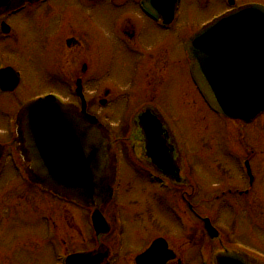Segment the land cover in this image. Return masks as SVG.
I'll list each match as a JSON object with an SVG mask.
<instances>
[{
	"label": "rangeland",
	"instance_id": "374dc122",
	"mask_svg": "<svg viewBox=\"0 0 264 264\" xmlns=\"http://www.w3.org/2000/svg\"><path fill=\"white\" fill-rule=\"evenodd\" d=\"M136 1H125L128 8L134 10L135 18L139 14L133 5ZM206 3L184 0L177 17L181 26L190 24L193 33L209 21L213 14L224 9L220 0H210L208 5ZM119 12L122 11L112 6L110 0H102L94 6H88L81 0H50L10 15L13 31L9 38L0 39V60L10 58L14 66L22 71L23 78L15 92L0 94V143L11 142L13 137L10 135L9 121L12 115L9 114L24 101L49 91L61 93L68 102L76 100L71 91L52 83L49 79L50 69L65 61L70 62L75 69L83 63L92 69L94 61L86 57L91 54L92 58L93 41L98 36L104 39L100 28L103 32L115 29ZM61 15H64L65 29L63 33H56ZM58 29L59 27L56 30ZM156 34L157 32L151 35L155 40ZM187 34L186 30L171 33L164 39L165 47L170 42H176L181 50V41L178 38ZM66 36L76 37L82 45L61 46V40L64 41ZM114 40L121 39L115 34ZM168 50L175 60L168 54L165 56L166 50L163 48L162 63L157 56L144 63L143 73L153 80L155 86H151L152 89L142 95L141 99L144 101L152 96L157 98L160 107L175 121L177 131L184 138L186 161L191 168L194 186V204H199L202 198L220 194L224 189L222 182L228 183L227 187H234L233 190L235 187L246 189V183L241 179L237 162L231 154L243 153L251 158L257 178L256 187L254 186L249 198L236 199L238 210L233 212L229 208L234 215L230 211L226 216V209L221 203H217V207L213 203V206L203 203L201 210L198 205V211H215L217 223L229 225L228 228L235 234L234 238L257 247L264 253V114L250 124L227 122L215 116L207 109L193 87L182 51L174 46ZM111 68L113 69V65ZM111 74L112 72L100 77V86L90 83V110L110 115L108 126L118 139L120 153L127 154L124 141L119 139L128 132V120L134 107H124L126 102L123 97L120 98L124 95L126 80L122 81L121 77L114 78ZM161 78L162 82H159ZM104 87L110 91L111 102L107 106H101L98 101V98L104 97ZM251 150L255 152L254 155ZM12 162L7 154L0 169V264H53L56 261L54 252L45 241L44 216L48 212L64 218L67 225L64 236L67 240L74 241V245L80 249L91 246L92 231L89 228L88 213L61 203L40 192L37 187L29 185L13 170ZM134 170L135 172L125 165L122 171L123 182L118 193L122 207V238L114 241L117 248H114L113 264H135V257L146 240L160 234L170 236L171 244L184 260V264H202L199 258L202 248L199 243L189 236V232L181 233L175 216L167 210V193L148 183L147 177L136 172V168ZM172 196L169 202H178L176 198L179 196ZM209 205L216 209H211ZM110 215L113 219L112 214Z\"/></svg>",
	"mask_w": 264,
	"mask_h": 264
},
{
	"label": "water",
	"instance_id": "95a60500",
	"mask_svg": "<svg viewBox=\"0 0 264 264\" xmlns=\"http://www.w3.org/2000/svg\"><path fill=\"white\" fill-rule=\"evenodd\" d=\"M23 1L0 0V5ZM155 1L161 7L170 5L161 13L173 17L179 0ZM187 48L194 61V77L214 109L246 121L264 111L263 6L249 5L223 15L194 34ZM151 110L155 108L141 109L137 115L145 148L158 149L163 142L167 147L169 132L159 114ZM17 134L33 182L87 206L103 208L109 202L116 178V153L110 131L88 114L85 106L80 110L54 96L33 100L21 110ZM171 173L181 179L180 171ZM93 217L106 222L101 210L96 209ZM205 223L210 222L206 219ZM166 245L160 239L138 257V264H146L147 255ZM105 255L94 256V263ZM86 256L80 254L79 258ZM212 259L213 264H264L263 259L235 248L218 250Z\"/></svg>",
	"mask_w": 264,
	"mask_h": 264
},
{
	"label": "flooded vegetation",
	"instance_id": "af4514ba",
	"mask_svg": "<svg viewBox=\"0 0 264 264\" xmlns=\"http://www.w3.org/2000/svg\"><path fill=\"white\" fill-rule=\"evenodd\" d=\"M47 1H50V0H40L37 3L36 2L26 3L24 6L16 10L9 11V12L7 11L5 7H0V19H2L3 21L6 18L8 22L11 24L10 15L17 13L19 11H22L27 7L36 6L40 2H47ZM81 1H83L88 6H91V5L94 6V4L102 0H81ZM125 1L127 0H110L111 5L114 6L115 8H118V10L122 12H119L117 20L115 21V25H116L114 26L115 29L114 28L112 30L107 29L106 31L103 32L100 28V32H102L104 39H102L100 36L95 37V40L93 41L94 52H93L92 58H91V54H89L90 57L89 56L86 57V59L94 61L92 69H90L89 65L86 63H83L81 67H78L77 69H75L71 67L72 65L70 64V62H67V61L62 62V64H60L57 67L56 66L54 68L51 67L50 69L49 79L55 85L63 86L67 90L71 92H75L76 86H78V84L81 83L80 85L83 87V91L86 94L87 107L89 110H90V107H92L91 100L88 94V87L90 83H95L100 86V80H101L100 77L103 76L104 74L108 75L111 72H112L111 76L113 75L114 78L121 77L122 81L126 80L125 85L127 86L126 87L123 86L124 95L120 97V98L123 97V99L126 102L124 104V107L133 106L134 110L137 108H145V109L157 108V107L159 108L160 105L158 104L159 103L158 99L155 98L154 96L146 98L144 101H142L141 99L142 95L146 94V92L149 91L150 88L152 89L151 86H155L153 83V80L147 77L148 75L146 73H143V69H144L143 66H144V63L149 60V58L152 59L155 56H157V58H160V63H162L163 62V54H162L163 48H165L166 50L165 56L168 54L172 60H175L174 57L172 58L171 55L169 54L168 48H172V46H174L178 50H180L178 43L170 42L169 45L165 47L164 39L165 37L170 36L171 33H174L177 30L178 32L181 30L188 31L187 35L179 37L178 40L181 41L180 51H182V53L185 56L184 62L186 64L187 74L190 78V81L193 87L195 88L192 82V79H191L190 69H189L191 61L189 59L187 52L185 51V42L192 35V32H191L192 26H190V24H183L181 26L177 18L180 10L182 9L184 5V1L179 6L176 12V17L170 24H164L162 20H155L151 18L148 14H146V12H144L141 7V3H140L141 0H137L136 3L133 4L134 7L139 12L138 14L135 10V12L137 13L136 18H135L133 15L134 10L129 9L128 4ZM201 1L203 3L207 2L206 3L207 5L210 3V0H201ZM220 1L223 3L224 8H226L227 10L249 4V2H244L245 0H234V6H229V5L227 6L226 5L227 0H220ZM255 2L264 4V2L261 0H256ZM63 16L64 15H61L60 16L61 20H58L57 22L61 24V28L56 30L58 27H60V25L57 24L56 29H55V32L57 31L56 33H59V32L63 33V30L65 29V24L63 22V19H64ZM10 29H11V31L9 32L10 34L7 36L3 35L6 37L0 36V39L9 38L12 35V31H13L12 27ZM156 32H157L156 34L157 40L151 37V35ZM115 34H117L118 38H120L121 40H118V41L114 40ZM73 44H76L77 47H79V45L80 46L82 45V42L74 36H71V37L66 36L64 37V41L63 39L61 40V46L67 47V46H72ZM158 52H160V55ZM81 57L83 58L84 55H82ZM5 59L11 61L10 58H5ZM5 65L14 66L13 63H6ZM112 65H113V69L111 68ZM172 65H170V67ZM16 69L20 70L19 68H16ZM161 80L162 78L159 80V82H162ZM102 90H104V97L98 98V101L101 106H107L111 102L109 99L110 91L109 89L105 87ZM13 92H15V90L12 92H3V93L2 91H0V94L4 95L6 93H13ZM71 95L74 96L76 99L75 101H72V102L77 103V104L81 102L77 99L76 95H74L73 93ZM26 101H24L21 105H19L16 110H13L11 114H9V115H12V118L9 121V129H10V135L13 138L11 142H6L4 144L0 143V148L2 152L0 155V169L4 165V161L6 159L7 154H9L11 157V161H13L11 163L13 170L15 172L16 170L17 171L21 170L20 169V166H21L20 158L18 159V147L16 146L18 139H17V133H16L15 128H16L17 112L19 108ZM151 111L157 114L156 110H151ZM92 112L95 113L98 117L103 118L105 121L109 122L110 120L109 114H107L106 116V114H102L98 111H92ZM138 121H139L138 117L136 116L134 124L130 128V131H128L123 138L119 139V140L124 141V144L126 145L127 154L123 152L120 153L118 139L113 134V143L116 146V149L119 154L120 166L122 167V170H123L125 168V165H127L134 172H135L134 169L136 168L137 169L136 172L143 173V175L147 177L148 183L150 184L152 183L156 185L157 188L159 189L162 188L161 190H163V188L165 187L163 186L164 182L168 183L170 187H174V189L168 195L175 194V198L178 195L179 197L176 198L178 202L172 208L168 206L167 210L169 211L170 214L175 216L174 217L175 221L178 224V226L181 228V233H183V231L189 232L190 235L189 234L188 235L196 239L195 241L199 243V247L205 248L204 234L206 235V232L203 230V216L204 215H202V214H205L206 216H209L212 219V222L215 225L221 228V235H220L221 239L214 241L216 245L219 244L220 247L224 248L226 246H229V244L232 243L233 245L240 246L242 248H246L250 251L258 252L264 255V253L260 249H257V247H254L247 243H243L240 240L234 238L235 234L230 231V228H228L229 225H226V224L219 225L216 221V215L214 213L215 211L213 213H211V211H207V213H200L201 211H198V205L200 206V210H201V205L203 203L204 204L213 203L215 207L218 206L217 203L219 204L221 203V206L224 209H226V212L224 211L226 216L231 210H233V212L237 211L238 206H237L236 199L245 198V197L249 198L255 186V183L257 181V178L252 168L251 158L249 156H245L246 154H243V153L236 154V156L239 155L240 158L244 157L245 159H247L252 168L253 176L251 177L242 171L238 163L236 165L240 173L241 179L244 180L246 183V187H245L246 189H243L242 187H235L236 189L233 190L232 188L234 187L229 186V185L227 187L226 185L228 183L222 182V184L224 185L223 186L224 189L221 190L220 194L210 196L208 198H202L199 201V204L196 205L194 204V202H192V198L194 196L192 195V180L187 179V178L177 179L172 174H165V173L164 174L160 173V175H162L163 177L162 176L154 177L151 171H149L147 168L141 165V163L144 162L145 164H147L146 166H151L152 168H156L160 172H162V169L154 166L152 163V160L148 158V156L146 155L148 150L145 148L144 136L141 133V128L139 127ZM254 121H256V119ZM168 144L171 145V142L169 141V139H168ZM173 145H174L173 152L171 150L172 147H167L164 152L168 155L167 159L173 165L171 167L175 166L174 164L175 160L177 161L181 160L183 157L178 141L176 142L174 139ZM250 152L253 155L255 154L253 150H251ZM125 155H127L128 158H126ZM179 164H180V170L183 169L184 167H183L182 161L179 162ZM160 167L165 168L163 165H160ZM171 167L169 166L167 167V169L172 171L173 168ZM152 177H154V179H152ZM122 182L123 181H120V185L122 184ZM29 184L31 186L37 187L36 185L32 183H29ZM45 192L46 191H44V193ZM118 192L119 190L117 189L113 200L106 207H103V208L100 206H92V205L85 206L82 204H77L75 202L69 201L68 199H65V198L53 195L49 192H46V194L59 200L61 203H64L66 205L75 206L79 208L81 211H86L88 213V223L90 226L89 228L92 231V239H90V241L93 244L91 243V246H89L88 248L80 249L74 245L75 243L74 241H72L71 239L67 240L66 237L64 236V230L67 227L64 218H62L59 214L55 215L51 212L46 213L44 216L45 217L44 219L45 221L44 222L45 241L47 245L51 248V250L54 252L56 261L53 264H66V257L68 255L73 254V253H83V252L89 253L90 256L106 253V256L98 264H113V262H115L114 261L115 260L114 250L117 247L115 246L114 241L116 242L120 241L122 238L121 236L118 237L119 232H120V227L122 225V219L120 216L122 207L119 203L120 199L118 196ZM163 192L165 191L163 190ZM172 199H173V196H172ZM213 204H211V206H213ZM211 206L209 205V207L213 209ZM215 207L214 209H216ZM229 208L231 210H229ZM95 209L101 210L102 214L106 217V219L109 222L110 228L105 233L103 232L98 233L96 232L94 228V224L92 220V213H93V210ZM112 210H113V213H112ZM233 212L231 214L234 215ZM176 213H179L180 217L177 216ZM110 214H112L113 219L111 218ZM181 216L185 219V224H182ZM251 217L253 219L254 218L256 219L254 215H252ZM159 237L165 238L168 242L169 248L172 249L176 253V255L174 256L175 258L168 260L166 264H184V260H182L177 250L171 244L172 241L170 239V236L163 235V234L148 238L146 242L144 243L142 250H140V252L138 253V255L142 253L143 251H145L152 244V242ZM112 240H113V243H112ZM207 244L211 245V241H209ZM137 256L135 257V264H138L136 260ZM84 262H86V264H93L92 262H88L87 260H84ZM72 264H80V263H72Z\"/></svg>",
	"mask_w": 264,
	"mask_h": 264
}]
</instances>
